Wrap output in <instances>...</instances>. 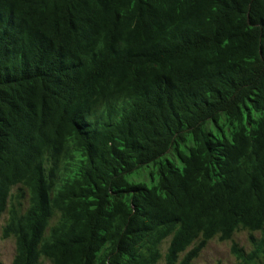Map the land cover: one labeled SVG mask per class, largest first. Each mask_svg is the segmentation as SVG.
<instances>
[{
    "label": "trees",
    "instance_id": "obj_1",
    "mask_svg": "<svg viewBox=\"0 0 264 264\" xmlns=\"http://www.w3.org/2000/svg\"><path fill=\"white\" fill-rule=\"evenodd\" d=\"M5 211L12 264H193L239 230L264 264V0H0Z\"/></svg>",
    "mask_w": 264,
    "mask_h": 264
},
{
    "label": "rangeland",
    "instance_id": "obj_2",
    "mask_svg": "<svg viewBox=\"0 0 264 264\" xmlns=\"http://www.w3.org/2000/svg\"><path fill=\"white\" fill-rule=\"evenodd\" d=\"M176 164L182 165L180 157H172L168 155ZM142 178L149 180L147 171L143 172ZM8 218V211L0 216V264H12L16 254V241L14 237H4L3 226ZM237 242L240 246L250 249L249 232L247 230H239L235 233L231 240H221L218 237L209 241L208 245L203 249L200 256L193 264H234L236 257L232 252L233 243ZM167 244H165L166 248ZM44 264H52L48 259H44ZM158 264H164V260Z\"/></svg>",
    "mask_w": 264,
    "mask_h": 264
}]
</instances>
